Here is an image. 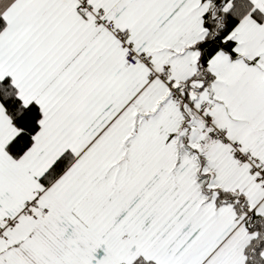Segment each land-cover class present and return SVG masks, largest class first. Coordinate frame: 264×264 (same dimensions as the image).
Wrapping results in <instances>:
<instances>
[{"label":"snow or ice","instance_id":"6c2138e0","mask_svg":"<svg viewBox=\"0 0 264 264\" xmlns=\"http://www.w3.org/2000/svg\"><path fill=\"white\" fill-rule=\"evenodd\" d=\"M0 264H264V0H0Z\"/></svg>","mask_w":264,"mask_h":264}]
</instances>
